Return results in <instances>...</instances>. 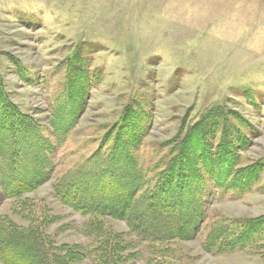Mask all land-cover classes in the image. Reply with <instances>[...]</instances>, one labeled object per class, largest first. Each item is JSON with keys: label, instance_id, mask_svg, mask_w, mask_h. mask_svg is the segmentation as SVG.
Instances as JSON below:
<instances>
[{"label": "rangeland", "instance_id": "obj_1", "mask_svg": "<svg viewBox=\"0 0 264 264\" xmlns=\"http://www.w3.org/2000/svg\"><path fill=\"white\" fill-rule=\"evenodd\" d=\"M75 54L88 70L89 88L76 126L62 141L51 119L66 101ZM0 79L26 121L59 144L51 179L6 200L0 217L38 226L56 247L94 251L109 237L112 246L127 248L125 264H264V239L233 251L207 248L214 229L233 233V222L264 216V167L244 192L206 184L207 218L191 241L149 244L125 221L83 215L55 192L77 169L105 163L113 139L128 134L118 128L127 108L144 131L135 157L149 182L139 197L171 158L169 141L204 117L218 130L226 123L234 144L239 134L249 135L238 168L264 160V0H0ZM214 109L239 121L212 115Z\"/></svg>", "mask_w": 264, "mask_h": 264}, {"label": "trees", "instance_id": "obj_2", "mask_svg": "<svg viewBox=\"0 0 264 264\" xmlns=\"http://www.w3.org/2000/svg\"><path fill=\"white\" fill-rule=\"evenodd\" d=\"M71 59L75 65L67 76L66 101L54 107L51 119L52 131L62 141L76 126L89 88L88 70L80 67L79 55ZM210 112L224 114V119L236 115H226L220 109ZM25 118L9 99L0 79V207L6 200L35 191L51 179L53 172L51 155L59 144L43 137ZM234 119L239 121L238 116ZM137 121L138 114L127 108L118 128L128 134L113 139L112 152L105 163L89 170L84 166L77 169L58 183L55 192L64 205L83 215L125 221L131 233L149 244L195 239L207 218L206 184L212 182L225 192H244L264 167L261 160L238 168V151L248 146L249 135L239 134V142L234 144L225 122L226 126L218 130L217 122L204 117L190 127L182 126L169 141L171 158L152 178L154 187L139 197L149 181L135 157L144 136ZM243 127L251 132L247 124ZM233 227V233L225 227L214 229L207 248L227 246L233 251L264 239V216L235 221ZM125 251L127 248L120 244L112 246L109 237L94 251L67 245L56 247L38 226L23 227L0 217V264H78L86 259L92 260L91 264H125ZM93 253L96 256L91 259ZM163 264L180 263L166 260Z\"/></svg>", "mask_w": 264, "mask_h": 264}]
</instances>
